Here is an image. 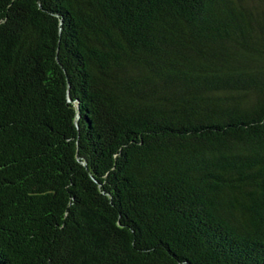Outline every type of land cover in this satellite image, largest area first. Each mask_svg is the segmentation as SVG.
Wrapping results in <instances>:
<instances>
[{
  "label": "trees",
  "instance_id": "obj_1",
  "mask_svg": "<svg viewBox=\"0 0 264 264\" xmlns=\"http://www.w3.org/2000/svg\"><path fill=\"white\" fill-rule=\"evenodd\" d=\"M0 264H264V0H0Z\"/></svg>",
  "mask_w": 264,
  "mask_h": 264
}]
</instances>
